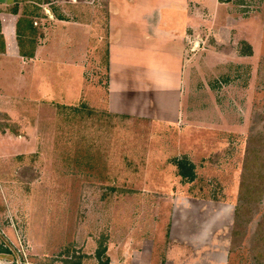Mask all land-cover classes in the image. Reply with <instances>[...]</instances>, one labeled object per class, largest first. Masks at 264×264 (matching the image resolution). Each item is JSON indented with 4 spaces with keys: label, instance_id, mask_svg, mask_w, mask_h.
<instances>
[{
    "label": "rangeland",
    "instance_id": "rangeland-1",
    "mask_svg": "<svg viewBox=\"0 0 264 264\" xmlns=\"http://www.w3.org/2000/svg\"><path fill=\"white\" fill-rule=\"evenodd\" d=\"M40 1L50 19L33 23L37 71H17L24 91L10 98L24 153L10 146L0 160V264H217L222 254L264 264L252 241L261 214L244 217L242 242L227 231L247 139L253 127L264 134V0H200L185 12L188 28L199 24L192 62L202 68L186 71L171 122L109 111L113 0ZM155 97L162 111L174 102L163 87Z\"/></svg>",
    "mask_w": 264,
    "mask_h": 264
},
{
    "label": "crops",
    "instance_id": "crops-1",
    "mask_svg": "<svg viewBox=\"0 0 264 264\" xmlns=\"http://www.w3.org/2000/svg\"><path fill=\"white\" fill-rule=\"evenodd\" d=\"M113 2L108 10V41L104 62L108 79L109 111L114 114L140 115L146 118L158 115V119L163 122H171L173 118L179 119L186 71L202 68L201 60L199 67L192 62L200 55L198 41H195L199 24L192 26L193 29L188 28L185 12L191 8L195 10L196 7L200 10L201 1L113 0ZM41 3L40 0H0V160L11 155L19 158L24 153L21 135L17 133L14 124H9L10 98L11 92L24 91L26 75L17 71H29L28 79L34 75L33 71H37L36 68H31V64H37L35 62L42 50L37 39L42 37L43 31L33 27L34 56L32 59L23 58L18 46L17 24L22 18L33 23L35 21V24L39 20L47 22L50 18L42 16ZM14 7H17V15L11 12ZM65 26H68V22ZM140 28L144 29L142 34ZM160 87L173 96L174 102L167 107L170 111L159 109L165 105L157 106V97L153 100L155 91ZM10 146L16 149L11 155ZM234 211L235 206L232 207V223ZM216 219L223 222L222 216L217 215ZM232 223L227 230L228 234H231ZM223 232L224 230H221V233ZM219 233L218 230L215 231L216 240L219 239ZM212 247L218 248L219 241L212 242ZM194 249L202 250L197 240L194 242ZM228 252L230 253V250ZM221 256H224L225 261H219L217 256V264L224 262L228 264V258L223 254Z\"/></svg>",
    "mask_w": 264,
    "mask_h": 264
},
{
    "label": "trees",
    "instance_id": "trees-1",
    "mask_svg": "<svg viewBox=\"0 0 264 264\" xmlns=\"http://www.w3.org/2000/svg\"><path fill=\"white\" fill-rule=\"evenodd\" d=\"M11 12L17 15V7ZM17 38L20 54L23 58L32 59L34 56L35 42L33 22L28 19H19L17 24ZM178 176L187 182L194 180L193 168L186 163H178ZM188 166L189 168H186ZM264 200V134L256 131L254 127L247 139V149L243 158L239 178V188L234 211V225L231 233L232 244L242 242L248 235L245 218L260 215L257 227L252 237L253 243H261L263 251L255 252L258 261L264 259V211L260 206ZM245 217V218H244ZM255 250L254 244L250 251ZM254 264H257L254 260Z\"/></svg>",
    "mask_w": 264,
    "mask_h": 264
},
{
    "label": "water",
    "instance_id": "water-1",
    "mask_svg": "<svg viewBox=\"0 0 264 264\" xmlns=\"http://www.w3.org/2000/svg\"><path fill=\"white\" fill-rule=\"evenodd\" d=\"M221 1H226V0H221Z\"/></svg>",
    "mask_w": 264,
    "mask_h": 264
}]
</instances>
